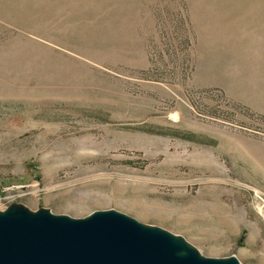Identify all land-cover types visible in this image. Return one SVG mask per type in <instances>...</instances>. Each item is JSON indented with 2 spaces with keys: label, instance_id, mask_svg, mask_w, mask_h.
Wrapping results in <instances>:
<instances>
[{
  "label": "rangeland",
  "instance_id": "obj_1",
  "mask_svg": "<svg viewBox=\"0 0 264 264\" xmlns=\"http://www.w3.org/2000/svg\"><path fill=\"white\" fill-rule=\"evenodd\" d=\"M19 208L264 264V0H0V213Z\"/></svg>",
  "mask_w": 264,
  "mask_h": 264
},
{
  "label": "water",
  "instance_id": "obj_2",
  "mask_svg": "<svg viewBox=\"0 0 264 264\" xmlns=\"http://www.w3.org/2000/svg\"><path fill=\"white\" fill-rule=\"evenodd\" d=\"M0 264H239L114 210L73 219L23 208L0 213Z\"/></svg>",
  "mask_w": 264,
  "mask_h": 264
},
{
  "label": "trees",
  "instance_id": "obj_3",
  "mask_svg": "<svg viewBox=\"0 0 264 264\" xmlns=\"http://www.w3.org/2000/svg\"><path fill=\"white\" fill-rule=\"evenodd\" d=\"M242 238H243V235H241V236H240V238H239V241H241V240H242Z\"/></svg>",
  "mask_w": 264,
  "mask_h": 264
}]
</instances>
